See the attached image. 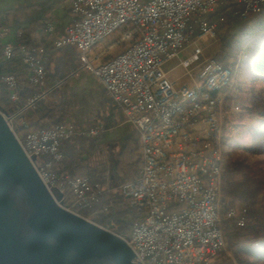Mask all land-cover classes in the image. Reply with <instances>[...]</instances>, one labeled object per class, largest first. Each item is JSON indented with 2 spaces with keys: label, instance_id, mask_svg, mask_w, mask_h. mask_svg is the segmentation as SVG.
Returning <instances> with one entry per match:
<instances>
[{
  "label": "built area",
  "instance_id": "obj_1",
  "mask_svg": "<svg viewBox=\"0 0 264 264\" xmlns=\"http://www.w3.org/2000/svg\"><path fill=\"white\" fill-rule=\"evenodd\" d=\"M64 1L72 20L54 47L75 48L78 67L95 77L137 133L139 173L133 182L118 187L135 216L125 239L132 264H216L225 248L220 228L223 149L218 111L232 84V72L203 56L202 45L217 37L214 15L231 8L235 18L246 21L264 10V0ZM126 27L121 37L126 48L94 67L88 58L91 49ZM8 36V29L0 32L2 55L11 60L17 52ZM18 51L21 63L30 68L29 82L42 87L45 70L36 51L24 47ZM166 63L173 64L169 71L163 69ZM175 70L180 75L172 79L169 73ZM1 80L13 108L5 121L26 157L58 161L60 143L73 135L70 127L32 131L21 138L16 128V118L53 95L58 85L21 103L15 78L6 75ZM36 160L38 176L46 187H53L51 161ZM68 186L79 209L96 203L101 193L87 178L69 179ZM58 191L62 193L63 186ZM228 218L243 226L244 210L238 214L230 210Z\"/></svg>",
  "mask_w": 264,
  "mask_h": 264
},
{
  "label": "trees",
  "instance_id": "obj_2",
  "mask_svg": "<svg viewBox=\"0 0 264 264\" xmlns=\"http://www.w3.org/2000/svg\"><path fill=\"white\" fill-rule=\"evenodd\" d=\"M12 26L7 24L5 19H0V32L4 29H15V37L11 43L17 52L14 59H4L3 42L0 41V110L8 114L13 112V108L2 77L12 75L15 78V92L21 103L52 86L46 75L45 60L39 55L41 48L26 41L25 32L21 27ZM20 47L36 51L35 56L42 62L45 70L42 87L29 82L30 68L21 63V53L18 51ZM212 58L232 72V84L225 95V103L229 100L228 95L237 91L239 74L243 69L249 70L263 86L258 91H252L250 106L246 108V112L256 121L251 132L248 152L252 155L264 154V10L259 14L250 15L246 21H241L239 28L220 42ZM47 98L48 96H45L33 109L23 114H29L37 108L43 109ZM58 126H65L64 112L60 106L45 115L40 125L19 129L17 136L21 138L32 131L49 130ZM139 150L138 143L136 152ZM46 160L51 161L49 173L55 180L53 188L63 186L61 199L66 207L124 239L129 236L135 221L134 213L128 206H120L115 200L125 198L118 191L121 184L110 190L103 188L104 168L88 167L84 153L80 151L72 156L62 155L58 161L50 157H40L36 162L41 164ZM132 164L137 170L135 177L128 182H133L137 177L141 167L140 158ZM221 172L220 228L230 254V263L264 264V183L252 173L250 167L241 162H232L229 158L222 161ZM73 178H87L91 185H98L101 190L98 201L87 209H79L73 204L74 197L68 186V180ZM104 206L107 208L105 211ZM230 210L236 211L237 214L244 210L243 226H238L235 219L228 218Z\"/></svg>",
  "mask_w": 264,
  "mask_h": 264
},
{
  "label": "crops",
  "instance_id": "obj_3",
  "mask_svg": "<svg viewBox=\"0 0 264 264\" xmlns=\"http://www.w3.org/2000/svg\"><path fill=\"white\" fill-rule=\"evenodd\" d=\"M0 19L12 27H21L26 41L41 48L39 55L45 60L49 83L58 85V90L44 102L43 109L37 108L16 118L17 131L40 125L45 115L60 106L65 125L73 130L72 137L60 143L61 154L72 156L80 151L88 167L104 168L103 188L107 190L133 179L137 169L132 163L140 158L139 151L136 152L139 142L135 129L95 77L78 67L75 48L54 47V42L64 36L65 28L71 23L69 4L64 0H0ZM8 30L7 39L14 38L15 29ZM100 56L96 54L93 59ZM115 200L120 206H126L125 199Z\"/></svg>",
  "mask_w": 264,
  "mask_h": 264
},
{
  "label": "water",
  "instance_id": "obj_4",
  "mask_svg": "<svg viewBox=\"0 0 264 264\" xmlns=\"http://www.w3.org/2000/svg\"><path fill=\"white\" fill-rule=\"evenodd\" d=\"M5 116L0 110V182L7 186L0 193L9 202L7 216L22 224L14 239L43 244L44 251L34 259L25 245L14 244L7 252L0 251V264H47L52 257L57 264H132L133 253L124 238L73 212L63 204L58 189L44 185L33 166L35 157H26Z\"/></svg>",
  "mask_w": 264,
  "mask_h": 264
},
{
  "label": "rangeland",
  "instance_id": "obj_5",
  "mask_svg": "<svg viewBox=\"0 0 264 264\" xmlns=\"http://www.w3.org/2000/svg\"><path fill=\"white\" fill-rule=\"evenodd\" d=\"M230 9L223 10L212 17L217 22L218 33L215 40L208 41L202 45L203 56L212 57L217 51L220 42L239 28L241 21L231 14ZM126 29L128 27L118 30L91 49L88 58L92 60L94 67L113 58L126 48L127 41L121 40L122 34ZM96 54L101 56L98 60L94 61L93 57ZM172 66L173 64L166 63L163 65V69L169 71ZM179 75L180 70H175L169 77L172 78ZM239 75L237 91L228 95L229 100L227 103L224 101L227 91L223 95L224 97L218 111V126L220 131L218 139L223 149V160L224 158H229L232 162H241L247 165L252 170V173L264 183V154L252 155L248 152L251 142V132L256 125V121L246 112V108L250 106L249 102L252 91H258L263 86L247 69H243ZM124 199L127 206V199ZM229 259L230 254L227 251L225 242V248L220 253L216 264H231V259Z\"/></svg>",
  "mask_w": 264,
  "mask_h": 264
},
{
  "label": "flooded vegetation",
  "instance_id": "obj_6",
  "mask_svg": "<svg viewBox=\"0 0 264 264\" xmlns=\"http://www.w3.org/2000/svg\"><path fill=\"white\" fill-rule=\"evenodd\" d=\"M7 186L0 182V189H6ZM8 205L9 202L7 199L0 193V251L7 252V250H10L14 244L15 246H19V244H23L26 246V250L30 253V258L37 259V254L40 252H43V244L37 245L33 242H30L29 244H25L22 240L14 239V236H16V231L22 224L18 223V220L16 218L7 216L8 211ZM22 223V221L20 222ZM24 231L26 233V237L29 238L31 236V233L28 231L26 227H24ZM16 242V243H15ZM47 264H57L55 261V258H51L50 262H47ZM60 264V263H59ZM65 264V263H61ZM75 264H104L102 262H96V261H87V262H80L77 261Z\"/></svg>",
  "mask_w": 264,
  "mask_h": 264
}]
</instances>
